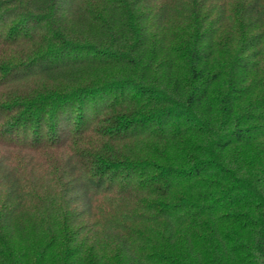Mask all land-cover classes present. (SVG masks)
I'll return each mask as SVG.
<instances>
[{
  "label": "trees",
  "instance_id": "trees-1",
  "mask_svg": "<svg viewBox=\"0 0 264 264\" xmlns=\"http://www.w3.org/2000/svg\"><path fill=\"white\" fill-rule=\"evenodd\" d=\"M0 264H264V0H0Z\"/></svg>",
  "mask_w": 264,
  "mask_h": 264
}]
</instances>
